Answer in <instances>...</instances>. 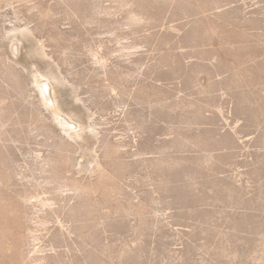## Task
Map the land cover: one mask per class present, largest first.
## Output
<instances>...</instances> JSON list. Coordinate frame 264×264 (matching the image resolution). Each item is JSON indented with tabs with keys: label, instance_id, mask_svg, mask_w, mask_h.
Segmentation results:
<instances>
[{
	"label": "rangeland",
	"instance_id": "374dc122",
	"mask_svg": "<svg viewBox=\"0 0 264 264\" xmlns=\"http://www.w3.org/2000/svg\"><path fill=\"white\" fill-rule=\"evenodd\" d=\"M0 264H264V0H0Z\"/></svg>",
	"mask_w": 264,
	"mask_h": 264
},
{
	"label": "bare ground",
	"instance_id": "6f19581e",
	"mask_svg": "<svg viewBox=\"0 0 264 264\" xmlns=\"http://www.w3.org/2000/svg\"><path fill=\"white\" fill-rule=\"evenodd\" d=\"M125 2H126V1H125ZM99 8H100V7H98V9H99ZM104 9H105V8H104ZM100 10H101V9H100ZM100 10H99V11H100ZM107 10H108V9H107ZM107 10H106V11H107ZM99 11H97V12H99ZM103 11H104V10H103ZM113 11H114V10H113ZM101 12H102V11H101ZM107 12H108V11H107ZM109 12H110V11H109ZM94 13H95V12H94ZM98 14H99V13H98ZM105 14H106V13H105ZM107 14H108V13H107ZM107 14H106V15H107ZM112 14H113V13H112ZM130 15H131V14H130ZM130 15H129V17H131ZM111 16H112V15H111ZM135 18H136V17H135ZM90 23H91V22H90ZM92 23H93V22H92ZM14 29H15V28H14ZM16 29H17V28H16ZM15 31H17V30H15ZM115 33H116V32H115ZM116 34H117V33H116ZM115 36H116V35H115ZM114 38H115V37H114ZM116 38H117V37H116ZM118 42H119V41H118ZM120 42H122V41L120 40ZM120 42H119V43H120ZM124 45H125V44H124ZM129 52H130V51H129ZM127 53H128V52H127ZM50 94H51V93H50ZM49 97H50V95H49ZM44 99H45V97H44ZM49 100H50V99H49ZM52 101H53V100H52ZM63 123H64V124H69V123H67V122H65V121H64ZM74 128H75V127H74ZM74 128H73V129H74Z\"/></svg>",
	"mask_w": 264,
	"mask_h": 264
}]
</instances>
